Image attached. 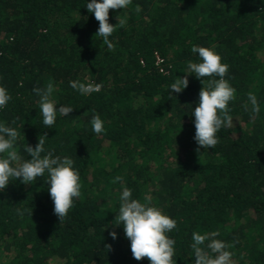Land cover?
Listing matches in <instances>:
<instances>
[{"label": "trees", "instance_id": "obj_1", "mask_svg": "<svg viewBox=\"0 0 264 264\" xmlns=\"http://www.w3.org/2000/svg\"><path fill=\"white\" fill-rule=\"evenodd\" d=\"M84 3L0 0V86L11 95L0 121L20 131L15 150L25 159L24 142L35 147L45 135L46 149L73 159L82 184L62 220L46 176L0 191V264H149L132 257L113 225L121 184L177 221L167 234L176 264H194L193 231H218L233 264H264V0H132L109 10L112 49L95 35L98 21ZM192 45L220 54L236 90L231 123L214 148L199 151L190 113L208 78L188 75L184 90L168 92L188 61H198ZM69 81L102 87L85 95ZM49 84L50 99L73 108L53 128L43 125L32 91ZM93 113L103 134L91 130Z\"/></svg>", "mask_w": 264, "mask_h": 264}, {"label": "clouds", "instance_id": "obj_2", "mask_svg": "<svg viewBox=\"0 0 264 264\" xmlns=\"http://www.w3.org/2000/svg\"><path fill=\"white\" fill-rule=\"evenodd\" d=\"M132 0H85L86 11L98 21L95 35L101 38L102 43L108 48L114 47L110 37L116 30V24L109 23V10L126 9ZM137 11L139 8L137 7ZM123 27L124 18L119 21ZM190 51L197 55L198 61H188L184 76H176L168 86L169 95L180 93L188 85V75L201 81L208 78L207 85L201 87L198 100L191 108L192 124L194 126L193 140L204 150L214 148L218 143L217 132L222 126L231 123L229 115V102L235 99V88L225 78L228 65L221 62V56L213 48L192 45ZM163 71V70H161ZM167 75V73H165ZM69 86L81 94L99 92L100 83L69 81ZM39 97V109L42 123L45 128H53L58 115L67 117L72 111L71 106H57L50 96L53 92L51 84L44 88H33ZM11 100L7 89L0 86V110H3ZM252 113L259 111L257 97L254 93L247 94ZM247 111V108L245 109ZM91 130L96 134L105 132L104 121L99 115L93 113L89 121ZM20 131L0 121V191H3L10 182L19 179L23 184H33L38 178L46 176L47 191L53 204V213L58 220L64 219L69 210L74 206L75 199L81 196V180L78 170L73 166L74 161L67 155H54L45 148L46 136L41 135L35 147L24 142L23 152L28 159L23 158L15 150ZM43 154V155H42ZM117 176L113 182L120 181ZM119 207L115 214V226H120L124 237L130 242L129 247L132 257L139 261L147 258L149 264H176L175 240L167 234L177 226L174 218L164 214L158 207L151 203L149 197L144 202L133 198L132 189L121 184L119 192ZM24 211H27L26 209ZM18 214H23L17 210ZM107 225L104 224V228ZM109 236L116 239L117 233L109 230ZM218 231L191 233L190 247L193 252L194 264H233L230 245L225 241L216 239Z\"/></svg>", "mask_w": 264, "mask_h": 264}]
</instances>
